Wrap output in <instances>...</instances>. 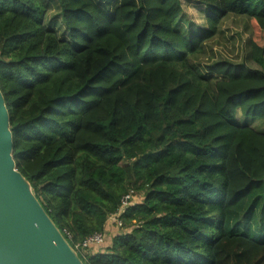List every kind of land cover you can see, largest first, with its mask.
Listing matches in <instances>:
<instances>
[{
  "label": "trees",
  "instance_id": "trees-1",
  "mask_svg": "<svg viewBox=\"0 0 264 264\" xmlns=\"http://www.w3.org/2000/svg\"><path fill=\"white\" fill-rule=\"evenodd\" d=\"M50 1L0 0V90L16 168L68 243L108 228L82 262L264 264V130L235 122L264 118V0H195L193 33L180 0H57L67 39ZM228 17L248 23L239 57L209 51Z\"/></svg>",
  "mask_w": 264,
  "mask_h": 264
},
{
  "label": "water",
  "instance_id": "water-1",
  "mask_svg": "<svg viewBox=\"0 0 264 264\" xmlns=\"http://www.w3.org/2000/svg\"><path fill=\"white\" fill-rule=\"evenodd\" d=\"M12 152L0 90V264H84L16 168Z\"/></svg>",
  "mask_w": 264,
  "mask_h": 264
},
{
  "label": "rangeland",
  "instance_id": "rangeland-1",
  "mask_svg": "<svg viewBox=\"0 0 264 264\" xmlns=\"http://www.w3.org/2000/svg\"><path fill=\"white\" fill-rule=\"evenodd\" d=\"M180 2L182 5V13L178 20L179 27L183 31L191 30L190 33L199 31L204 28L206 8L201 3L195 0H180ZM229 17L226 18L222 24V36L218 39L216 38L211 42L213 46L209 49V51L212 50L214 53L216 51H220L221 54L226 57H235V55L236 57H239L240 47L243 44V40L246 39L248 34V23L243 18H241V20L239 21L238 19H235V22L233 23L230 20L231 17ZM44 25L47 28L53 29L60 39H67V30L61 19L60 8L57 0H51L48 3ZM232 43H234V47H231ZM235 122L253 126V128L259 131L264 130V118L256 119L251 118V116L239 115V117L236 118ZM110 229V232L112 233L118 231L117 228L114 227ZM107 230L108 228H105V231Z\"/></svg>",
  "mask_w": 264,
  "mask_h": 264
},
{
  "label": "built area",
  "instance_id": "built-area-1",
  "mask_svg": "<svg viewBox=\"0 0 264 264\" xmlns=\"http://www.w3.org/2000/svg\"><path fill=\"white\" fill-rule=\"evenodd\" d=\"M134 195V191L133 190H129L127 193H125L121 199H120V204L118 206V208L116 209L115 212L109 214V216L107 217V223H109V225H113L115 227H119L122 225V221L120 219V214L124 211V209L129 205L131 199L133 198ZM107 231H102V232H94L91 235H89L88 237H86L83 241L78 242L74 245V249L77 250L79 248H87V247H93V246H97L100 245L104 242V238Z\"/></svg>",
  "mask_w": 264,
  "mask_h": 264
}]
</instances>
